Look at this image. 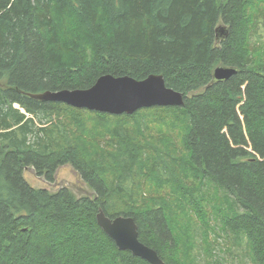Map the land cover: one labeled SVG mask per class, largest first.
I'll return each mask as SVG.
<instances>
[{"label":"trees","instance_id":"trees-1","mask_svg":"<svg viewBox=\"0 0 264 264\" xmlns=\"http://www.w3.org/2000/svg\"><path fill=\"white\" fill-rule=\"evenodd\" d=\"M259 15L264 0H0V264H149L118 249L100 210L133 217L166 264H199L179 251L171 206L198 210L200 181L226 194L225 231L264 264V61L249 42ZM220 66L239 72L216 82ZM108 74L162 75L185 106L113 116L31 97ZM65 165L94 196L25 178L53 183Z\"/></svg>","mask_w":264,"mask_h":264},{"label":"water","instance_id":"water-1","mask_svg":"<svg viewBox=\"0 0 264 264\" xmlns=\"http://www.w3.org/2000/svg\"><path fill=\"white\" fill-rule=\"evenodd\" d=\"M216 35L217 39L228 37V27L219 26ZM238 72L235 67L220 66L214 71V79L216 82L227 81ZM31 97L41 102L63 103L72 108L113 116L133 115L155 107L185 106L184 94L169 88L162 75H150L144 80H137L130 76L115 77L108 74L100 77L89 89L48 91ZM97 222L119 250L129 251L149 264H166L154 249L140 241L139 227L133 217L119 216L112 219L100 210Z\"/></svg>","mask_w":264,"mask_h":264},{"label":"rangeland","instance_id":"rangeland-1","mask_svg":"<svg viewBox=\"0 0 264 264\" xmlns=\"http://www.w3.org/2000/svg\"><path fill=\"white\" fill-rule=\"evenodd\" d=\"M259 17L249 42L252 50H256L257 60L262 63L264 61V16L259 15ZM222 25L221 22L219 26ZM25 178L34 188L57 192L67 187L78 198L94 196V192L72 165L60 167L53 183L38 177L32 169L25 172ZM187 184L189 185L190 181H187ZM192 190L195 193L196 204L199 206L198 210L192 211L193 214L188 216L177 208L178 205L171 206V213H174L171 218L180 253L190 252L199 264H208L211 261L208 253L211 251H214L216 259L222 264H253L248 241L238 240L233 233L225 231L222 225V216L234 211L232 202L225 197L226 194L218 191L213 185L201 181Z\"/></svg>","mask_w":264,"mask_h":264}]
</instances>
